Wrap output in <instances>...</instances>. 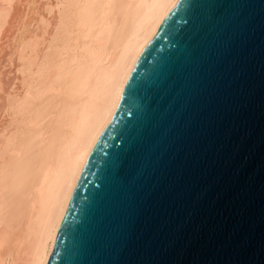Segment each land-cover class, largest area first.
I'll list each match as a JSON object with an SVG mask.
<instances>
[{"label": "water", "instance_id": "95a60500", "mask_svg": "<svg viewBox=\"0 0 264 264\" xmlns=\"http://www.w3.org/2000/svg\"><path fill=\"white\" fill-rule=\"evenodd\" d=\"M45 264H264V0H176Z\"/></svg>", "mask_w": 264, "mask_h": 264}, {"label": "bare ground", "instance_id": "6f19581e", "mask_svg": "<svg viewBox=\"0 0 264 264\" xmlns=\"http://www.w3.org/2000/svg\"><path fill=\"white\" fill-rule=\"evenodd\" d=\"M176 0H0V264H45L131 68Z\"/></svg>", "mask_w": 264, "mask_h": 264}]
</instances>
